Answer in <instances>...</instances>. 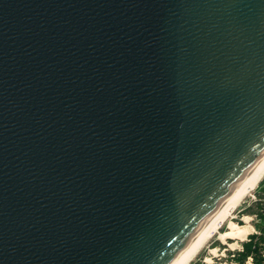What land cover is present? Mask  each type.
I'll list each match as a JSON object with an SVG mask.
<instances>
[{"label": "water", "instance_id": "water-1", "mask_svg": "<svg viewBox=\"0 0 264 264\" xmlns=\"http://www.w3.org/2000/svg\"><path fill=\"white\" fill-rule=\"evenodd\" d=\"M264 150V0H0V264H168Z\"/></svg>", "mask_w": 264, "mask_h": 264}, {"label": "bare ground", "instance_id": "bare-ground-1", "mask_svg": "<svg viewBox=\"0 0 264 264\" xmlns=\"http://www.w3.org/2000/svg\"><path fill=\"white\" fill-rule=\"evenodd\" d=\"M262 179H264V150L254 163L246 169L241 178L233 184L230 191L207 215L168 264H190L199 251L209 242V239L216 234L219 235L218 240L223 244L228 242L227 239L244 240L245 235L251 233L252 226H241L229 221V230L224 233L220 232V226L232 217L237 206L241 205L243 199L257 188ZM244 220L248 222L249 217L246 216ZM233 243L230 245H236V243ZM213 251L215 252L216 249H213Z\"/></svg>", "mask_w": 264, "mask_h": 264}, {"label": "rangeland", "instance_id": "rangeland-1", "mask_svg": "<svg viewBox=\"0 0 264 264\" xmlns=\"http://www.w3.org/2000/svg\"><path fill=\"white\" fill-rule=\"evenodd\" d=\"M264 185V182L257 185V188H255L248 196H246L243 201L240 203L241 205L237 206V209H235L233 212L232 217L226 222L223 223L220 226V232L224 233L229 230L228 223L229 221H233L237 225L241 226H252L250 229V234L245 235V238L248 237L251 239L250 242L240 241L237 244H242L244 247V252H235L236 257L235 258H228V264L232 262L233 264H243L246 256L250 253H254V261L256 264H258L260 261H257L258 259L261 260L259 255V250L264 249V206L262 205L264 203V192L262 191V186ZM260 203V204H257ZM249 217V221L245 222L244 218ZM256 231L261 232V234L257 235ZM219 235H214L211 239H209V242L202 248L199 253L196 255V257L191 261L190 264H200L202 259L207 257L210 250L213 249H219V253L223 251L224 248H232L228 247V245H224L220 240H218ZM244 238V239H245ZM235 240V239H233ZM228 243L232 244L230 241L231 239H227ZM260 243H262L260 245ZM235 244V243H233ZM246 246H249V250H247ZM239 249V247H238ZM228 255L232 253V251L227 252Z\"/></svg>", "mask_w": 264, "mask_h": 264}, {"label": "built area", "instance_id": "built-area-1", "mask_svg": "<svg viewBox=\"0 0 264 264\" xmlns=\"http://www.w3.org/2000/svg\"><path fill=\"white\" fill-rule=\"evenodd\" d=\"M257 235L261 234V232L259 231H256ZM262 234H264L262 232ZM245 238V237H244ZM232 241H230L231 243L232 242H235L236 245L234 247H232L230 245V243L226 242V244L224 245H228V247H232V248H224L223 251L221 253H219V247L218 249L214 252L213 251V248L210 250L209 254L207 255V257L203 258L201 263L200 264H228V258H235L237 255H236V251L237 252H244V247L242 244H237L240 241H244L246 240V242H250L251 239L246 237L244 240H241V239H236V240H233L231 239ZM262 243H260L261 245ZM264 244V243H263ZM239 247V249H238ZM229 251H232V253H230L228 255L227 252ZM259 255H260V258H261V261H262V264H264V249H261L259 250ZM209 258V260H207ZM230 264H233L232 262H230ZM237 264H240V263H237ZM243 264H256L255 261H254V253H250L249 255L246 256V259L244 261Z\"/></svg>", "mask_w": 264, "mask_h": 264}, {"label": "trees", "instance_id": "trees-1", "mask_svg": "<svg viewBox=\"0 0 264 264\" xmlns=\"http://www.w3.org/2000/svg\"><path fill=\"white\" fill-rule=\"evenodd\" d=\"M264 182V179H262V181L259 183L260 184V186H261V184ZM262 191L264 192V185L262 186ZM257 204H260V203H257ZM263 206H264V203L262 204ZM246 248H247V250H249V246L247 247L246 246ZM257 261H260L258 264H262V261L260 260V259H258Z\"/></svg>", "mask_w": 264, "mask_h": 264}]
</instances>
